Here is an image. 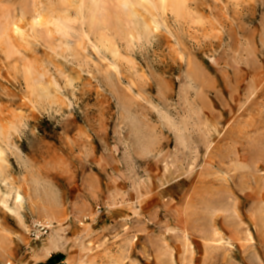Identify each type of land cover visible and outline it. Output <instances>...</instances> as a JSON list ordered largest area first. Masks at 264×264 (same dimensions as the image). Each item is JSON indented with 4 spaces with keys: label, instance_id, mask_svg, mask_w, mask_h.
Wrapping results in <instances>:
<instances>
[{
    "label": "rangeland",
    "instance_id": "rangeland-1",
    "mask_svg": "<svg viewBox=\"0 0 264 264\" xmlns=\"http://www.w3.org/2000/svg\"><path fill=\"white\" fill-rule=\"evenodd\" d=\"M69 1L0 41V264H264V0H132L152 32L107 40Z\"/></svg>",
    "mask_w": 264,
    "mask_h": 264
},
{
    "label": "bare ground",
    "instance_id": "bare-ground-1",
    "mask_svg": "<svg viewBox=\"0 0 264 264\" xmlns=\"http://www.w3.org/2000/svg\"><path fill=\"white\" fill-rule=\"evenodd\" d=\"M34 1V0H33ZM32 0H22L20 2L21 5V12L20 14H14V12L12 13L10 9L7 8H3L2 11L0 12V41L1 43H3L6 46V50L7 51V55L8 58L10 57H14V54L17 52H20V50H18V45L15 44L16 42L13 39V37L16 35L19 37H17L18 39H23V36L26 37L25 32L27 31V28H25V26L28 24L30 25L27 21H25L27 18L31 17V26H32V30H34L35 32H38L40 29V27L44 26L43 23L45 25H47L48 22H46L45 19V14L42 12V6L41 3H39L40 5H38L40 9L36 8L35 6V12L34 13H30V5L31 2H33ZM67 2L69 0H66ZM65 0H58V2L60 3V5L66 4ZM72 0H70L69 2H71ZM87 7L88 10L90 11L89 13V24L91 25L90 27L96 28L97 31L101 30L100 33V37L103 38L104 40H107L109 38V34L106 32H104V30H111L110 25L108 24V19L113 15L117 18V21L122 23L119 26V30H120V35L122 36L121 38H127L128 35L132 38L135 36L134 32H127L126 30V25L124 26L123 22H134L135 23V28L138 29V31H141L143 34H149L152 32V27H150L151 25L148 23L150 22L149 20L147 21L145 18L141 19L139 18V13L138 12V8L135 7V4L133 5L132 0H87ZM141 3L140 5H146L147 7H154V9H161L164 13L165 11L171 7L172 11L174 13H182L183 10L186 9L187 4L185 2V0H134V3ZM34 3V2H33ZM72 3V2H71ZM34 5H36L34 3ZM86 5V3H85ZM54 5L52 4V2L48 4V7L44 10L45 12L50 11V14H55V10L57 9L56 6L53 7ZM33 8V7H32ZM148 10V14H150V10L149 7L147 8ZM34 14V15H33ZM154 16V15H153ZM56 17V16H55ZM60 18V16H58ZM69 19V16H64V21L66 20L65 18ZM63 18V17H61ZM54 19V18H53ZM58 19V18H57ZM53 20V22H55L54 24L57 25L58 27V31L63 32V34L66 32V20L65 22L61 20ZM149 19V18H148ZM30 20V19H29ZM44 21V22H43ZM24 22H26L27 24L25 25ZM151 23V22H150ZM51 24H52V20H51ZM25 25V26H24ZM68 27V26H67ZM26 29V31L24 30ZM151 30V32H150ZM130 33V34H127ZM25 34V35H24ZM14 37V39H16ZM21 37V38H20ZM24 37V38H25ZM24 40V39H23ZM17 41V40H16ZM15 42V43H14ZM17 45V47H16ZM6 53V52H5ZM6 55V56H7ZM33 67L31 66V68L29 67L27 70V77L28 79H34V83L35 85H37L38 87V92L41 94L42 97H48L50 93H48V89L45 88V85H43L44 83L41 82L42 79H44V77L42 78H38L40 77V73L39 72H33ZM34 73H38V77L34 76ZM42 74V73H41ZM43 75V74H42ZM31 76V77H30ZM50 245L52 246H56V240L55 239H51L50 241ZM45 249L50 250L51 246L49 245H44Z\"/></svg>",
    "mask_w": 264,
    "mask_h": 264
},
{
    "label": "trees",
    "instance_id": "trees-1",
    "mask_svg": "<svg viewBox=\"0 0 264 264\" xmlns=\"http://www.w3.org/2000/svg\"><path fill=\"white\" fill-rule=\"evenodd\" d=\"M57 258H59V257H57ZM52 260H53V258H52Z\"/></svg>",
    "mask_w": 264,
    "mask_h": 264
}]
</instances>
